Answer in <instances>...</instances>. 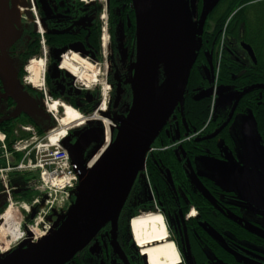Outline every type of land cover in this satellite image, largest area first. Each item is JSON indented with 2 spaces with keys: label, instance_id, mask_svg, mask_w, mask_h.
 <instances>
[{
  "label": "flooded vegetation",
  "instance_id": "1",
  "mask_svg": "<svg viewBox=\"0 0 264 264\" xmlns=\"http://www.w3.org/2000/svg\"><path fill=\"white\" fill-rule=\"evenodd\" d=\"M187 1L194 14L198 46L203 43L202 46L211 48V53H206L207 61L200 66L198 56L203 86L199 89L197 84L196 91L185 90L182 99L185 113L188 114L186 101L189 106L209 99L212 102L213 96L230 87L239 95L226 112L214 115L211 108L205 129L193 133L189 123L182 121L185 117L180 118L179 104L151 145L126 202L129 204L121 211L117 242L130 264H143L136 254L131 221L140 213L151 212L150 215L162 217L168 239L181 258L178 264H251L248 259L262 264L263 217L257 213L245 216L237 200L238 179H251L223 167L220 168L224 173L213 176L201 166L207 162L219 167L213 160L233 162L225 146L235 154L230 126L238 113H250L264 124V81L237 88L220 77L221 61L227 57L239 70L232 79L248 77L244 71L257 66L260 56H264V36L243 24L236 34L226 35L224 31L217 57L219 21L211 17L224 16L234 6L227 22L230 23L245 3L236 7V2L243 0ZM259 1L252 0L249 4ZM224 4H228L227 8L222 7ZM9 7L18 17L11 42L4 49L0 44V130L14 128L15 134L22 131L30 136L32 133L25 126H31L39 135L65 130L63 145L71 148L77 144L73 149L77 156L83 160L99 156L102 146L115 139L132 103L131 67L136 60L133 0H9ZM239 23L235 18L234 24ZM245 44L253 48L254 58ZM260 76L264 78L261 72ZM211 88V95L202 96ZM23 94L34 103L33 114L19 111V96ZM253 100L258 102L257 106L251 104ZM240 102L245 106H238ZM56 103L58 107L54 109ZM65 105L75 109L80 117L63 126ZM230 172L240 177L232 178ZM262 176L260 180L264 179L263 173ZM231 182L236 184L233 190H229ZM21 183L23 195L29 190L34 192L28 197L32 200L35 190L22 176ZM4 202L0 190V208ZM247 203L264 210V203L253 197ZM110 230L107 223L86 246L85 251L91 256L79 255L66 264H93V256L99 264H126L112 245ZM93 244L97 248L92 250Z\"/></svg>",
  "mask_w": 264,
  "mask_h": 264
},
{
  "label": "water",
  "instance_id": "2",
  "mask_svg": "<svg viewBox=\"0 0 264 264\" xmlns=\"http://www.w3.org/2000/svg\"><path fill=\"white\" fill-rule=\"evenodd\" d=\"M133 4L136 60L131 67L133 97L128 114L114 141L92 168H86L87 160L74 153L77 144L69 148L73 162L80 167L72 205L59 219L60 224L53 234L37 244L14 249L0 258V264H66L107 223L111 225V242L115 251L126 264H130L117 242L119 216L151 145L182 102L198 50V31L187 0H133ZM17 17L9 7V0H0V44L3 49L14 37ZM158 36L166 40L168 48ZM244 46L254 58L253 48L247 44ZM161 67L163 79L160 77ZM212 91L211 88L202 96L211 95ZM18 103L19 111L34 113L35 105L25 94L19 96ZM31 158L35 163V151ZM213 161L219 167L238 171L250 179L263 177L258 170L239 163ZM231 186L229 190L235 189L236 184L231 182Z\"/></svg>",
  "mask_w": 264,
  "mask_h": 264
},
{
  "label": "built area",
  "instance_id": "3",
  "mask_svg": "<svg viewBox=\"0 0 264 264\" xmlns=\"http://www.w3.org/2000/svg\"><path fill=\"white\" fill-rule=\"evenodd\" d=\"M24 129L31 131L32 135L14 141L12 149L6 142V134L0 131V150L7 159V164L0 167V183L8 202L7 210L11 214L7 226L14 229L5 240L11 239V248L22 244H37L56 231L57 222L74 201L80 172L79 165L73 162L68 148L57 137L58 130L39 135L31 126ZM108 143L111 141L103 145L102 149H106ZM33 151L35 163L31 158ZM15 158L18 159L15 161ZM94 158L95 156L86 163L87 168L95 164H91ZM22 171L35 175L31 185L37 195L31 202L15 199L14 191L19 187L12 183L11 173ZM14 207L22 208L19 213L22 216L21 221L13 216ZM32 212H35L33 218L30 217ZM4 215L5 212L0 215L1 220ZM5 223L3 220L0 228ZM2 250L3 244H0V251Z\"/></svg>",
  "mask_w": 264,
  "mask_h": 264
},
{
  "label": "rangeland",
  "instance_id": "4",
  "mask_svg": "<svg viewBox=\"0 0 264 264\" xmlns=\"http://www.w3.org/2000/svg\"><path fill=\"white\" fill-rule=\"evenodd\" d=\"M257 4L258 3H256L255 6L248 8L249 11L246 14H248V16H250L251 19L256 20L257 18H260L261 16L263 19L264 17V4L260 6H258L259 4L258 5ZM253 23L254 22H252V24ZM243 26H245V24H243ZM238 95H239V92L233 87H230L227 91L213 96V99H212L213 114L218 115L220 113L226 112L229 109V107H231V105L235 102ZM230 133L233 138V145L235 146V151H234L235 154H233L229 150L228 146H225V151L230 153V159L235 163L238 162L245 167H248L254 170H259L264 174V142L260 136V133L258 132L256 128L255 121L251 117L250 113H247V112L238 113L230 126ZM220 142L224 143L222 140H220ZM222 143L221 145H223ZM0 161H2L3 163L5 162L7 163V159L5 155L3 158H0ZM201 169L207 172L208 174H212L213 176H216V174L221 175L222 173L225 172L224 170H222V168L216 165L207 163V162H202ZM32 175L34 174L32 173ZM229 176L232 178L234 177L235 179L240 177V175H237L235 172H230ZM12 181H14L15 183V181H21V179L19 177H13ZM238 182L240 184L236 190L238 194L237 200L239 202L238 204L240 205L241 209H243L244 211V215L246 216L247 213H249L250 216H255L257 213V214H260L261 217H263L262 221H264V210L250 207L247 203L248 199L252 197L264 203V179L263 180H260V179L246 180V179L239 178ZM14 194H16V197H21V195L16 192H14ZM21 210L22 208L18 209L15 207L12 209L13 216L16 217L18 221L22 220V216L19 214ZM154 213H158V212H154ZM150 214L151 212H143V213H140L138 216H145V215H150ZM2 222L3 221L0 219V226L2 225ZM5 227L6 225L4 224L0 228V232H2V234H3V230L5 229ZM4 243L1 242L0 244H4ZM134 246L137 248L140 256H143L145 258L146 264H148L146 255L144 256V253L141 250L142 248L138 246L135 239H134ZM248 260L251 261V264H261L253 259H248ZM263 263L264 261L262 262V264Z\"/></svg>",
  "mask_w": 264,
  "mask_h": 264
},
{
  "label": "trees",
  "instance_id": "5",
  "mask_svg": "<svg viewBox=\"0 0 264 264\" xmlns=\"http://www.w3.org/2000/svg\"><path fill=\"white\" fill-rule=\"evenodd\" d=\"M251 1L252 0H243V1L236 2V7L240 6L241 4H244V3H245V5L242 7V9L238 12V14L233 18V20L230 23H227V22H228V19H229V14L234 9V6L228 8V12L224 16L216 15L214 17H211V19L213 21H215V22L217 20L219 21V23L217 25L218 31L216 32V35L218 36L217 47L215 49L216 50V56L218 54L217 53L218 47H219L218 43H219L220 38H221L222 34L224 33V31L226 32V35H228L229 33L230 34H236L238 27L240 25H242V24H245V28L248 27V28H250V29H252L254 31H258L259 34L262 33V35L264 36V17L262 19V16H261L260 18H257L255 20V19H251L250 16H248V14H246L248 8L256 5V3L249 4V2H251ZM247 3H248V5H246ZM257 3L259 4V5L258 4L257 5L260 6V5L264 4V0H260ZM227 5L228 4H224L222 7L225 6V8H227ZM235 18L237 20H239V22H240L238 25L234 24V19ZM252 22H254V23L252 24ZM227 24H228V26L226 27ZM248 40L250 41L249 38H248ZM202 45H203V43H200L199 46H198V50H197V54H196V58H195V64H194V67H193V69L191 71L190 78H189V80L187 82L186 91H187V89L190 90V91H192V90L196 91V90L201 89L202 88L201 86H203L202 84H203V80H204L203 79L204 75L202 74L200 69L198 70V65H197L198 56H199V66H200L202 61H207L206 53L209 52V54H210L211 53V48H208V47H205V46H202ZM258 50H260V49H258ZM261 56L259 58L260 62L257 64V66L251 67V70H249V71H246V72L244 71V73L249 74L248 77H245V76L241 75L236 80L232 79V75L235 74V73L238 74L239 70L237 69V67H236L235 63L232 61V59H229L228 57L225 58L224 60L221 61V66H220V71H221L220 77H221V80L223 82H225V83L234 84V85H236L237 88H240L242 86H247V83H254V82L264 81V78H262L260 76V72L262 74H264V61H263L264 60V56L263 55H261ZM162 70L163 69L161 67V69H160V77L163 79L164 75H163V71ZM197 84H199V89L197 88V89L194 90V87H196ZM211 103H212L211 99H209V100L202 101V102H199V103L198 102H192V106H189V103L186 101L185 105H186V108L188 109V114L185 113V109H184V106H183L184 102L182 101L180 103V105H182V107H178V112L181 113V115H180L181 117L180 118H184L185 117V119H182V121H185V122L187 121L189 123V125L192 127V133L196 132V131H199V130H202V129H205V127L207 125V122L210 119ZM251 104L254 105V106H257L258 102L256 100H253V102ZM238 106H245V104L240 102ZM255 109H257V108H255ZM254 120H255V118H254ZM255 125H256V128H257L258 132L260 133V136H261L263 142H264V124L261 125V121L259 122V121L255 120ZM209 128H212V126L210 125ZM5 131L8 132L9 144L11 145L12 141L16 138V135L14 133V128H11L9 130L5 129ZM3 164L4 163L2 161H0V165H3ZM21 176H22V178H25L26 181H29L30 179L33 178V175H32L31 172H26L23 175H20V179H21ZM28 193H25L23 195V197L28 198L30 196V198H31L33 196V194H34V192L30 191V190L28 191ZM128 204H126L124 209L127 208ZM4 207H5V204H3L2 207L0 208V212L4 209ZM134 214H136V212ZM126 228H128V222L126 223ZM85 248L86 247L81 249L76 254L77 256L75 255V257H78L79 255H80V258L81 257L83 258L84 255L91 256L90 252L85 251ZM136 254H137V257L140 258L141 262L143 264H146L145 258L143 256H140L138 251H136ZM93 264H99L98 263V258L96 256H93Z\"/></svg>",
  "mask_w": 264,
  "mask_h": 264
},
{
  "label": "bare ground",
  "instance_id": "6",
  "mask_svg": "<svg viewBox=\"0 0 264 264\" xmlns=\"http://www.w3.org/2000/svg\"><path fill=\"white\" fill-rule=\"evenodd\" d=\"M157 38L159 41H162L163 44H165V46L168 48V44L165 39H163L161 36H158ZM57 107L58 104H54L53 108L57 109ZM64 110L65 115L61 119V123L63 126L69 125L79 119L80 114L72 107L65 105ZM65 134V130H60L57 137L61 140L63 137H65ZM95 162L96 158L91 161V164ZM10 216L11 214L6 209L5 215L2 217V221L4 220L6 222V227L3 230V234L5 235L0 232V243H5L3 244V250L0 251V253L7 251L8 248H11L9 247L11 246L9 244H13L11 239L5 240L8 237V234L14 231V229L7 226V222ZM131 229L135 240L142 248L141 250L144 253V256L146 255L147 257L148 264L180 263L181 258L179 256V253L174 243L168 239V233L164 221L160 215L153 214L144 217H135L132 220Z\"/></svg>",
  "mask_w": 264,
  "mask_h": 264
}]
</instances>
